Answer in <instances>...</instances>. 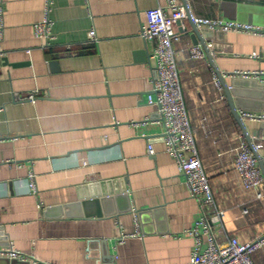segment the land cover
<instances>
[{
  "label": "crops",
  "instance_id": "1",
  "mask_svg": "<svg viewBox=\"0 0 264 264\" xmlns=\"http://www.w3.org/2000/svg\"><path fill=\"white\" fill-rule=\"evenodd\" d=\"M47 1L0 0V248L23 255L0 256V264H189L195 238L188 231L203 232L219 210L211 223L218 242L263 235L264 196L244 187L233 168L234 149L246 138L206 53L188 55L196 43L187 20L175 23L173 48L214 194L206 208L164 151L158 106L147 101L153 60L139 31L146 9L167 0H49L46 11ZM185 1L196 17L264 27V0ZM45 16L48 43L33 31ZM208 44L226 83L264 84V33L214 28ZM31 92L34 100L17 98ZM252 100L256 109L238 111L264 113V95ZM243 121L252 142H263V156L262 121ZM29 170L37 194L26 192ZM251 258L264 264V246Z\"/></svg>",
  "mask_w": 264,
  "mask_h": 264
},
{
  "label": "built area",
  "instance_id": "2",
  "mask_svg": "<svg viewBox=\"0 0 264 264\" xmlns=\"http://www.w3.org/2000/svg\"><path fill=\"white\" fill-rule=\"evenodd\" d=\"M47 2L46 11H48L50 3L49 0ZM167 10L170 12L168 13ZM188 12L198 26L210 29L264 33V27L237 21H224L219 18L196 17L191 13L188 3L180 0H167L165 6H153L145 11L146 22L141 25L139 34L144 40L152 43L150 57L153 60L152 69L154 72L151 80V93L148 95L147 101L158 106V122L163 127L164 151L177 162L178 171L185 177L190 196L200 202L201 208H206L213 203L214 194L198 156L195 136L181 91L180 74L177 67L178 58H176V52L173 48V42L180 39L174 25L177 20L186 19ZM50 23L47 16L33 23L34 35L43 39L45 43L53 39ZM88 35L93 40L97 39L93 28L88 31ZM187 49L190 58L205 57V51L199 44H192ZM235 73L246 77L256 75L258 72ZM214 79L215 83L221 86L215 71ZM34 93L20 95L17 98L34 100ZM239 114L242 119L264 121V113L262 112L241 110ZM253 146L258 151L263 147V142H253ZM234 151L233 168L239 174L242 184L248 189L255 190L257 197L264 196V177L252 148L245 140L241 139ZM147 153L154 154L151 142L147 144ZM262 157L264 159V155ZM86 163V160L83 161V164ZM27 175L26 192L37 194L34 172L29 170ZM223 213V210H219L212 219H205L203 232L196 229L188 231L195 238L189 264H254L251 253L256 248L264 246V234L250 241H241L237 236H231L224 242H218L211 230V223L220 219ZM204 234L207 243L203 247ZM125 236V234H121L119 239L122 240ZM0 256L23 257L11 246L0 248Z\"/></svg>",
  "mask_w": 264,
  "mask_h": 264
},
{
  "label": "water",
  "instance_id": "3",
  "mask_svg": "<svg viewBox=\"0 0 264 264\" xmlns=\"http://www.w3.org/2000/svg\"><path fill=\"white\" fill-rule=\"evenodd\" d=\"M182 2L185 3L186 1L182 0ZM186 20H187V26L185 27V32L189 33L193 42L196 44L199 43L202 46L203 50L205 51L206 56L209 59V62L212 65V67H213V69H214V71H215V73H216V75L220 81V84L224 90V94H225V97L227 99L231 113H232L234 119L236 120V122L238 123L239 127L241 128V130H242V132L246 138L247 143L252 148L254 155L257 158L258 165L260 167L262 175L264 177V159H263L262 155H260L259 152L254 149L251 136L248 133V131L246 130L244 121H243V119L240 116L239 111H238L239 108H241V109H256L253 106V100L252 99L256 98V97H259L261 99V97H263V95H264V84H258V83H256L255 80L241 79V78H237V77L232 78L230 80V83H226V81L224 80V78L222 76L221 71L215 65L213 58H212L211 51L208 48V41L213 36V29L198 26V24L196 22H194L192 20V18L190 17L189 12L187 14ZM181 22H182V20H177L176 24L181 23ZM146 45L148 47V50H150L151 42L147 41ZM250 86H253L254 88H250ZM257 109H261V108L258 107ZM260 129H264V121H262L260 123ZM260 129L258 131H260ZM107 199H112V198H111V196L101 197L99 199H91L90 202L95 203L97 201H99V202L101 201L103 203H106Z\"/></svg>",
  "mask_w": 264,
  "mask_h": 264
}]
</instances>
